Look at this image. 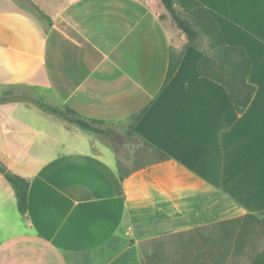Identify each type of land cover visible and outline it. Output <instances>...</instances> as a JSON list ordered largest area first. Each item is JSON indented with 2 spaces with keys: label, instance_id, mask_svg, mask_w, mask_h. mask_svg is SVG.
Listing matches in <instances>:
<instances>
[{
  "label": "crops",
  "instance_id": "0c3cea01",
  "mask_svg": "<svg viewBox=\"0 0 264 264\" xmlns=\"http://www.w3.org/2000/svg\"><path fill=\"white\" fill-rule=\"evenodd\" d=\"M30 1L0 0V161L29 182L22 214L0 173V264H144V243L264 214V0H196L252 61L242 114L202 49L165 84L187 40L157 0ZM137 145L168 158L122 165Z\"/></svg>",
  "mask_w": 264,
  "mask_h": 264
},
{
  "label": "trees",
  "instance_id": "16d2710c",
  "mask_svg": "<svg viewBox=\"0 0 264 264\" xmlns=\"http://www.w3.org/2000/svg\"><path fill=\"white\" fill-rule=\"evenodd\" d=\"M160 2L170 13L175 25L187 40L184 49L179 55H171L165 84H168L178 71L186 49L189 47L195 49L201 48L200 38L203 34L209 40L210 51L204 52L203 57L198 63L199 74L225 87L237 112L239 114L244 113L256 93V87L249 83L253 64L246 50L242 47L229 46L215 19L196 0H160ZM177 7L191 15L198 28H196L195 23L181 17ZM38 105L43 111L74 124L84 131L98 133L107 137L110 136L106 130L95 127L94 122L76 117L71 111H62L41 103H38ZM129 134L134 133L131 131ZM157 152H159L161 159L165 160L168 158L164 153L158 150ZM0 173L14 189L20 212L26 214L29 182L25 178L12 173L1 161ZM246 220L257 221L258 217L248 215L246 216ZM251 264H264V251L257 255Z\"/></svg>",
  "mask_w": 264,
  "mask_h": 264
},
{
  "label": "rangeland",
  "instance_id": "374dc122",
  "mask_svg": "<svg viewBox=\"0 0 264 264\" xmlns=\"http://www.w3.org/2000/svg\"><path fill=\"white\" fill-rule=\"evenodd\" d=\"M26 1L33 3L30 0ZM157 3L162 18L171 20L175 25L170 13L163 7L160 0H157ZM177 9L181 17L195 23L191 15L178 7ZM196 28H198L197 25ZM181 35H183L182 32ZM200 46L203 52L210 51L209 40L203 34L200 38ZM181 52L182 50L176 55ZM107 140V142L112 141ZM141 146H130L129 149L133 152L141 149ZM142 147L143 153L137 162H126L122 159V165L136 167L159 160V153L153 152L151 148L147 150L144 146ZM257 217V221L244 218L198 230L191 234L188 241L164 240L144 243L141 245L142 261L144 264H251L253 259L264 251V215H257Z\"/></svg>",
  "mask_w": 264,
  "mask_h": 264
}]
</instances>
